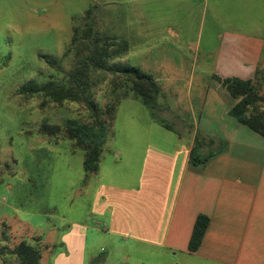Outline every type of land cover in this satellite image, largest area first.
<instances>
[{
    "label": "rangeland",
    "instance_id": "obj_1",
    "mask_svg": "<svg viewBox=\"0 0 264 264\" xmlns=\"http://www.w3.org/2000/svg\"><path fill=\"white\" fill-rule=\"evenodd\" d=\"M166 3L0 0V264L18 263L8 252L21 242L40 249V264H125L113 235L104 230L105 222H100L103 215L100 203L94 199V185L122 172L123 164L116 167L113 156L118 149L123 152L130 146L131 137H152L169 146L171 140L177 141L179 133L182 140L176 147L181 153L188 133L178 132L175 126L177 133L150 123L152 112L163 121L160 111H151L128 97L116 109L98 173L86 175L83 151L63 137L40 134L39 128L43 122L62 125L67 119L87 121L88 111L74 103L42 107V98L27 99L17 90L30 80L44 83L51 77L58 81L66 77L75 65L73 52L64 55L71 42L73 18L83 17L94 5L92 19L96 30L104 29V10L111 14L104 16L105 22L111 24L107 26L108 33L117 27L121 34L132 30L141 36L147 31H138L140 26H157L153 27L157 31H150L154 37L150 41L144 36L129 41L136 45L131 48L134 53L115 63L153 76L161 89L159 105H174L177 111L173 115L189 114L191 105L194 113L205 86L216 73L220 35L241 33L264 39V31L254 29L264 19V0H188L172 16L165 14ZM167 22L182 24L185 45L178 49L161 46V30ZM40 55L55 62L48 63ZM258 68L264 76V51ZM106 84L100 85L95 97L102 107L110 101ZM261 94L264 96V84ZM170 120L164 116V121L171 124ZM70 229L73 231L66 238ZM65 245L69 246L67 251Z\"/></svg>",
    "mask_w": 264,
    "mask_h": 264
},
{
    "label": "crops",
    "instance_id": "obj_2",
    "mask_svg": "<svg viewBox=\"0 0 264 264\" xmlns=\"http://www.w3.org/2000/svg\"><path fill=\"white\" fill-rule=\"evenodd\" d=\"M166 1L165 14L170 16L188 2ZM103 12L101 31L107 32L111 24L104 16L111 14ZM181 26L171 22L162 26V47L178 49L186 44ZM149 27L140 26L138 31H147L141 36L132 30L121 34L117 27L109 34L128 43L143 36L151 40L150 31H157L153 29L157 26ZM254 29L264 31V19ZM220 38L216 73L199 97L197 111L193 113L191 105L189 114L173 115L177 111L174 105L161 106L163 121L168 116L172 123L164 122L188 133L182 152L176 147L182 140L179 133L178 142L171 140L169 146L152 137H131L130 146L123 152L118 149L113 156L116 167L123 164L122 172L94 185V199L103 215L100 222H105L104 230L113 235L125 264H264V138L228 115L235 101L213 80L214 76L252 79L264 51V39L241 33H224ZM129 45L127 56L136 46ZM189 94L192 96L191 88ZM150 123L155 124L151 117ZM196 142L201 157L213 156L194 166L189 158ZM199 215L207 216L209 225L200 247L189 252Z\"/></svg>",
    "mask_w": 264,
    "mask_h": 264
},
{
    "label": "trees",
    "instance_id": "obj_3",
    "mask_svg": "<svg viewBox=\"0 0 264 264\" xmlns=\"http://www.w3.org/2000/svg\"><path fill=\"white\" fill-rule=\"evenodd\" d=\"M94 7L90 6L83 17L73 18L71 42L64 55L73 52L75 65L66 77L60 81L51 77L44 83L30 80L17 90L18 95L27 99L42 98V107L74 103L88 111L87 121L67 119L62 125L43 122L39 128L40 134L63 137L71 141L75 149L83 151V171L86 175L98 173L103 147L112 134L116 109L122 100L132 97L151 111L161 110L158 102L161 89L156 79L138 68L115 63L128 53L130 45L126 40L95 29L92 19ZM76 21L82 24H76ZM40 57L48 63L55 62L45 55ZM213 80L235 101L228 115L264 138L262 71L257 68L254 77L248 80L217 76ZM104 83L108 85L110 101L102 107L95 97ZM151 119L161 127L174 131L166 122L157 120L153 112ZM198 145L196 142L190 152L189 160L194 166L207 162L213 156L201 157ZM208 225L207 216L199 215L196 218L189 240V252H196L200 247ZM8 253L16 257L17 264H40L41 261L40 249L26 242L19 243Z\"/></svg>",
    "mask_w": 264,
    "mask_h": 264
}]
</instances>
